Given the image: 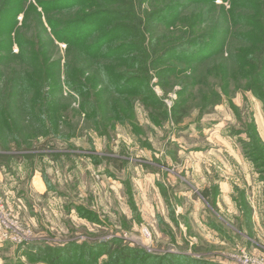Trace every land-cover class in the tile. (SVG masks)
I'll return each instance as SVG.
<instances>
[{"label":"rangeland","instance_id":"374dc122","mask_svg":"<svg viewBox=\"0 0 264 264\" xmlns=\"http://www.w3.org/2000/svg\"><path fill=\"white\" fill-rule=\"evenodd\" d=\"M92 2L115 12L133 5L128 26L141 35L126 43L140 42L122 52L127 61H88L55 39L61 27L50 28L48 16L72 23L81 7L45 15L27 0L26 15L7 24L0 18V114L18 126L16 139L0 123V169L18 186L11 194L0 185V203L5 224L27 243L6 241L0 232V264H50L52 257L33 259L27 248L85 244L210 264H240V251L264 259V105L242 74L253 68L242 71L230 58L254 53L246 40L256 34L253 22L264 23V0ZM17 3L0 0V14ZM219 29L223 51L204 63L166 56ZM106 67L141 81L132 84L138 91L115 92L105 83ZM85 80L93 85L85 87L88 96L67 85ZM34 82L52 94L51 103L35 99ZM27 104L37 105L36 118L53 121L46 129L55 134L37 129ZM60 260L54 264H78L66 255Z\"/></svg>","mask_w":264,"mask_h":264},{"label":"trees","instance_id":"16d2710c","mask_svg":"<svg viewBox=\"0 0 264 264\" xmlns=\"http://www.w3.org/2000/svg\"><path fill=\"white\" fill-rule=\"evenodd\" d=\"M6 1V0H4ZM27 0H20V4L17 3V7L15 8H2V12L0 15L4 17L5 24L8 23L9 19H16L19 14L24 12L23 8L26 7ZM36 5L34 8H40L43 14H48L50 11L53 10H64V9H72L76 7L82 8V13L80 16L74 18L76 19L72 23H62L60 25L59 21L52 22L50 17L48 16V25L50 28L56 29L57 27H61V30H54V37L57 41L64 43L68 48L75 49L80 52L82 56L88 61H95L101 59H119V60H128L129 58L122 54L124 51L132 52L139 49V43L136 42L135 46H131L128 43L133 39H137L136 37L140 34V30L135 26H128L130 23V15H132L133 5H130L126 11L117 10L120 12H115L111 10L109 7H102L92 0H34ZM186 1H200L204 2L205 4H214L217 0H186ZM221 1V0H220ZM232 4L235 3V0H228ZM16 2V1H14ZM31 5V4H30ZM32 8V9H34ZM34 9V10H35ZM28 10V8H27ZM39 16V15H38ZM261 19V18H260ZM264 21V20H263ZM59 22V25L58 23ZM16 23V22H15ZM65 26V27H64ZM64 27V28H62ZM252 29H256V34H253L246 43L250 44L253 47V54L250 55H241L236 53L235 55L231 56V61H233L238 67H248V69H252L251 71H244L242 72L243 75L249 81V91L253 92L255 97L262 101L264 105V23L263 25L258 22L255 24L253 22L251 24ZM224 29V28H221ZM7 35L11 36L12 29L7 28ZM15 37L16 33L13 32ZM224 30H217L214 31V34L210 40H193L189 42L185 49L181 52H177V49L173 52H169L166 56H175L177 54L182 55L179 61H184L186 63L191 64H202L208 59L214 57L219 51H223L222 48L224 47V40L221 41V37H223ZM142 36L145 37L143 33ZM19 43V47L23 48V44L16 40ZM223 43V44H222ZM21 52L23 50L21 49ZM79 54V55H80ZM230 54H228L229 56ZM20 56V55H19ZM180 57V56H179ZM95 63V62H94ZM189 71L193 72L195 68L188 67ZM105 75H106V84L111 89H113L118 94H123L124 87L129 89V92L134 93L135 86L132 84L139 83L138 81L133 78H129L128 81L123 77L117 76L115 71L106 68H103ZM160 78L166 75L165 71L159 70ZM48 86H53L54 83H45ZM142 84V83H141ZM68 87L72 89L74 92H78L79 94L86 93L88 96V92L85 89L90 88L93 86L90 84L89 80H85L84 82H68ZM41 86L34 82L32 95L35 99H39L38 97H48L49 100L51 99L50 103L52 102V94H42L40 91ZM125 92V91H124ZM92 94V93H91ZM90 94V95H91ZM95 94L91 95L93 97ZM31 103V101H30ZM94 106V105H93ZM10 107V106H7ZM37 105L34 104L33 107L29 108L27 104V110L29 112V117L33 124L37 127L38 130L42 131V134H52L54 130L50 127V129H46V125H51L53 127V121L49 118L44 117H35L34 113L31 111H37L35 108ZM51 105H49V109ZM49 112V111H48ZM95 113V109H93ZM105 114H103V117ZM6 122L7 128L6 131L10 132V136L18 139L16 134V130L18 126L16 125V121L13 119L10 123H14L11 125L8 121V115L0 114V123L2 124L3 121ZM179 120V119H178ZM42 128V129H40ZM14 132V133H13ZM1 139V138H0ZM247 146V145H246ZM249 148V147H247ZM252 148V146H251ZM250 155L249 152H247ZM257 161V160H256ZM207 195V194H205ZM34 248L32 246L28 247L26 252L28 255L37 260H47L49 257H52L50 264L58 263L61 261L60 259L63 256H67V262H71L76 260L78 264H100L101 258L104 255H108V260L102 264H210V262L202 261H191V260H184L182 258H178L173 255H169L166 257L155 258L152 255H148L144 250L139 248H134L130 246H120L116 248L114 253L112 250L108 248L106 244H98V245H77L73 249L72 247H67L64 249H50L47 247L44 248ZM77 252L78 255H75ZM76 257V259H75Z\"/></svg>","mask_w":264,"mask_h":264},{"label":"built area","instance_id":"2783aa9c","mask_svg":"<svg viewBox=\"0 0 264 264\" xmlns=\"http://www.w3.org/2000/svg\"><path fill=\"white\" fill-rule=\"evenodd\" d=\"M4 215H5V210L0 203V232L4 236V239H6V241H10L12 243H16V244L25 246V244H27V243H24V241L21 238H18L15 235V233H13L11 231V228L9 226H7V224H5ZM237 249L241 250L239 248H237ZM239 254L240 255L237 256V258H238V262L240 264H264V259L250 257L244 251H240Z\"/></svg>","mask_w":264,"mask_h":264},{"label":"crops","instance_id":"0c3cea01","mask_svg":"<svg viewBox=\"0 0 264 264\" xmlns=\"http://www.w3.org/2000/svg\"><path fill=\"white\" fill-rule=\"evenodd\" d=\"M14 180H15V178L12 175V173L8 172L7 169L3 166V168L0 169V185H1V187L10 191L11 194H15L18 191V186L16 187L17 183H15ZM222 186L224 187V183H222ZM222 186H221V184L219 185L220 194L223 193ZM208 196H209V194L207 193V197ZM221 198H222V195H221ZM9 201H10V199H9ZM15 204L16 203H14L13 205H15ZM18 207H17V209H18Z\"/></svg>","mask_w":264,"mask_h":264}]
</instances>
